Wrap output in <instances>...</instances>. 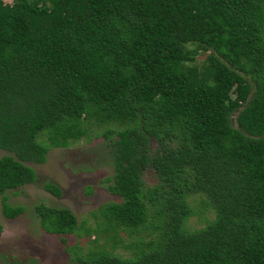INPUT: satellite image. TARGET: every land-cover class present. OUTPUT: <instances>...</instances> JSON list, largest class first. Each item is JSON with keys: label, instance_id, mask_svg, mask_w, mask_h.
Wrapping results in <instances>:
<instances>
[{"label": "trees", "instance_id": "16d2710c", "mask_svg": "<svg viewBox=\"0 0 264 264\" xmlns=\"http://www.w3.org/2000/svg\"><path fill=\"white\" fill-rule=\"evenodd\" d=\"M93 124L120 198L100 209L98 230L114 246L126 234L135 251L73 248L77 264H264V0H0L7 219L26 212L7 193L37 182L30 164ZM194 196L215 212L200 230L188 225ZM36 210L63 243L82 237L71 210Z\"/></svg>", "mask_w": 264, "mask_h": 264}, {"label": "rangeland", "instance_id": "374dc122", "mask_svg": "<svg viewBox=\"0 0 264 264\" xmlns=\"http://www.w3.org/2000/svg\"><path fill=\"white\" fill-rule=\"evenodd\" d=\"M3 1L13 4V0ZM204 59L203 55L199 57L200 62ZM102 128L95 124L86 126V137L66 149H52L45 164H30L37 172V182L7 193L9 203L26 208L23 215L7 219L2 211L3 196H0V264H77L73 248L81 255L100 249L124 258L133 255L135 250L131 244L135 240L123 234L124 242L114 246L108 234L98 230V225L103 224L100 209L120 202L105 182L113 175V167L108 163L106 145L110 143L105 145L104 138L99 137ZM151 146L155 149L156 143L152 141ZM4 155L6 152L0 149V158ZM145 181L154 186L157 183L154 172H147ZM46 182L61 188L62 196L56 198L47 192ZM190 203L194 213L188 223L191 229L205 228L215 219V212L206 208L203 196H194ZM42 204L71 210L81 226L82 237L70 235L65 237L67 243H63V237L46 233L36 210ZM85 229H90L92 234L87 235ZM150 235L140 230L138 238L149 240ZM125 243L132 249L125 247Z\"/></svg>", "mask_w": 264, "mask_h": 264}]
</instances>
